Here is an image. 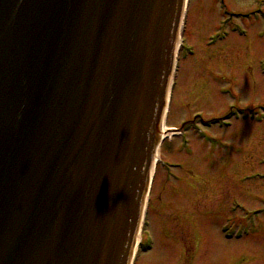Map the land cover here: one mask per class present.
<instances>
[{
    "label": "water",
    "instance_id": "water-1",
    "mask_svg": "<svg viewBox=\"0 0 264 264\" xmlns=\"http://www.w3.org/2000/svg\"><path fill=\"white\" fill-rule=\"evenodd\" d=\"M183 0H0V264H128Z\"/></svg>",
    "mask_w": 264,
    "mask_h": 264
},
{
    "label": "rangeland",
    "instance_id": "rangeland-1",
    "mask_svg": "<svg viewBox=\"0 0 264 264\" xmlns=\"http://www.w3.org/2000/svg\"><path fill=\"white\" fill-rule=\"evenodd\" d=\"M225 4L189 1L136 264H264V0Z\"/></svg>",
    "mask_w": 264,
    "mask_h": 264
},
{
    "label": "flooded vegetation",
    "instance_id": "flooded-vegetation-1",
    "mask_svg": "<svg viewBox=\"0 0 264 264\" xmlns=\"http://www.w3.org/2000/svg\"><path fill=\"white\" fill-rule=\"evenodd\" d=\"M212 1H214V0H211V2H212ZM219 1H220L221 4L226 5V4H225V0H219ZM223 11H225V12H230L231 9L228 8L227 6H225V7L223 8ZM187 21H188V20H187ZM184 35H185V32H184ZM184 35H183V44H182V46H181V49H180V52H179V55H178V60H177V67H176L177 72H178L179 69H181L182 65H183L184 63H186V61L191 57L190 55H188V56H184L186 49L189 47L188 45H194V44L191 43V42L184 41ZM186 39H187V38H186ZM186 44H187V45H186ZM194 53H195V52H194ZM192 56H193V55H192ZM176 76H177V74H176ZM175 84H176V81H175ZM173 91H174V89H173ZM172 95H173V92H172ZM172 95H171V99H172ZM171 99H170V103H171ZM168 114H169V110H168ZM180 123H185V119L181 120Z\"/></svg>",
    "mask_w": 264,
    "mask_h": 264
},
{
    "label": "bare ground",
    "instance_id": "bare-ground-1",
    "mask_svg": "<svg viewBox=\"0 0 264 264\" xmlns=\"http://www.w3.org/2000/svg\"><path fill=\"white\" fill-rule=\"evenodd\" d=\"M211 18H208V17H206L205 18V20H210ZM173 96V95H172ZM165 128H167V127H164V123H160V128L159 129H162V130H164ZM166 131H167V129H166ZM157 151H158V147H156L155 148V152L157 153ZM154 183V182H153ZM153 183H152V185H153ZM151 189H152V186H151ZM150 193H151V190H150ZM148 209H149V205H148ZM145 226V225H144ZM135 249H136V246L135 245H133V247H132V252L131 253H134L135 252ZM136 261H137V259H136ZM136 261H135V264H136Z\"/></svg>",
    "mask_w": 264,
    "mask_h": 264
}]
</instances>
